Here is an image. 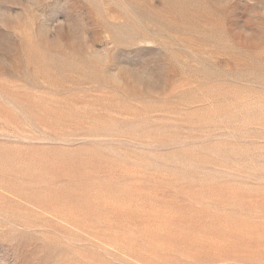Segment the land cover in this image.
Returning a JSON list of instances; mask_svg holds the SVG:
<instances>
[{
    "label": "rangeland",
    "instance_id": "rangeland-1",
    "mask_svg": "<svg viewBox=\"0 0 264 264\" xmlns=\"http://www.w3.org/2000/svg\"><path fill=\"white\" fill-rule=\"evenodd\" d=\"M0 264H264V0H0Z\"/></svg>",
    "mask_w": 264,
    "mask_h": 264
}]
</instances>
